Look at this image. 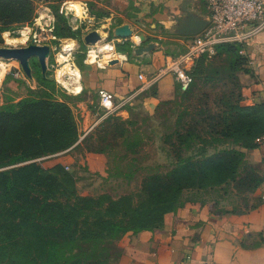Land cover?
Returning <instances> with one entry per match:
<instances>
[{
	"label": "rangeland",
	"instance_id": "rangeland-1",
	"mask_svg": "<svg viewBox=\"0 0 264 264\" xmlns=\"http://www.w3.org/2000/svg\"><path fill=\"white\" fill-rule=\"evenodd\" d=\"M66 1L33 0L35 16L32 21L4 30L0 40V46H21L33 41L48 43L51 47L46 57L47 67L42 73H46L56 82V90L52 95L54 93L53 96L69 104L77 125L78 138L66 148L44 153L34 159L42 168L55 173L62 182L61 197L65 190L73 188L80 194L96 196L105 192L113 198L125 196L127 200H122L120 205L126 206L131 201L133 207L131 210L135 213L124 216L122 220L131 223L135 221L137 224L141 223L142 217H147L149 206L143 189L144 182L147 180L146 183L151 187L161 183L165 179V173L176 164L178 154L182 156L201 154L199 155L201 157L224 148H236L243 152L237 168L238 176L244 178V181H250L251 177L258 176L260 166L253 161L250 150L259 141L260 134L248 138L222 136L212 142V135L203 130L202 136L206 137L205 140L190 137L187 144L179 142L176 137V130H183L189 126L191 120L199 119L196 110L203 107L206 102L215 107V103L234 99V94L230 95V92L234 93L237 90V84L231 53L221 50L205 59L201 68L204 70L192 73L188 91L179 92L168 101L145 107L142 101L144 95H141L135 101L132 98L114 100V106L111 108L99 106L95 100L86 108H80L77 105L79 94L71 91L73 88L64 84V80L70 76L75 64L81 67V63H84L88 47L83 38L78 41L70 35L61 34H69L68 25L75 30L80 29L83 37L87 24L82 14L87 13L94 17L93 24L88 26L98 28L105 36L104 39L97 41L101 45L104 40L115 37V26L122 24L126 17L135 15V0H75L67 3ZM55 11L58 13L63 11L67 19L55 20L53 14ZM54 23L56 27L54 26L53 30ZM155 34L159 36L151 32L143 36L144 40L158 42L163 46V51L171 55L183 50L185 38L189 35L183 33L182 36L176 35L160 25ZM179 36L183 38L182 41L178 39ZM133 37L135 39V35ZM122 40L121 37L119 40L114 38L115 43ZM97 42L94 44H98ZM70 43L73 48L67 50ZM114 48V51H118L117 45H114ZM129 48V54H134V48ZM114 51H110L111 53L108 51L105 56L99 52L98 62L113 63ZM60 53L67 54L68 59L60 61L58 58ZM31 58L38 62L36 56ZM87 60L91 61L89 56ZM17 66H20L17 59L0 56V69L3 73L0 79V104L14 102L26 94H34L45 89V85L37 80L32 68V75L28 76L23 70L15 74ZM87 111L90 114L86 113ZM203 126L204 124H201L199 128L202 130ZM23 162L25 161L0 168ZM154 175H159V179L149 178ZM246 189L245 185L237 184V181L213 187L184 189L180 193L178 204L171 210L161 212L159 220L156 221H160L162 226L167 213L176 211L187 201H213L220 207L242 205L245 198L251 203L255 202L252 192ZM79 244L80 248L77 247L74 252L79 254L82 264L95 259L102 260L107 256L112 261L118 251L114 239L92 237L80 241Z\"/></svg>",
	"mask_w": 264,
	"mask_h": 264
},
{
	"label": "trees",
	"instance_id": "trees-1",
	"mask_svg": "<svg viewBox=\"0 0 264 264\" xmlns=\"http://www.w3.org/2000/svg\"><path fill=\"white\" fill-rule=\"evenodd\" d=\"M74 1L67 0L66 3ZM53 14L55 20L67 19L63 11ZM34 16L33 0H0V40L4 30L30 22ZM54 26L55 23L53 30ZM67 27L69 34L61 36L70 35L78 41L82 40L80 29ZM131 44L128 38L115 43L118 51L128 53ZM240 46V42H226L219 44L215 52L225 50L233 55L234 74L239 68L246 69L247 57L240 53ZM207 58L201 55L195 60L189 70L191 76L193 72L204 70L201 68ZM30 65L45 89L26 94L14 102L0 104V167L25 161L0 168V264H82L79 254L74 252L77 247L80 248V241L92 237L115 240L127 230L157 228L161 225L160 221H156L161 212L173 209L184 189L237 181V184H243L246 190L253 192L262 179L258 173L250 181H244L237 173L243 152L236 148H224L201 157V154H178L176 164L165 173L161 183L151 187L146 180L143 189L149 206L147 217H142L141 223L123 222L124 216L135 213L131 210V201L126 206L120 205L122 200H127L125 196L113 198L105 192L96 196L80 194L73 188L65 190L61 197L62 182L34 158L70 146L78 138V129L69 104L53 96L54 93L52 95L56 90L55 80L42 73L40 64L32 58ZM235 79L237 90L230 92V95L234 94V99L215 103V107L206 102L197 109L199 119L191 120L183 130H176L179 142L187 144L190 137L205 140L203 130L212 135V142L222 136L248 138L264 134V102L243 103L236 75ZM189 87L190 82L184 89L177 83V93L186 92ZM198 124H204L202 130ZM159 177L149 176L154 179ZM252 204L254 202L245 198L242 205H232V208L245 209ZM94 263L114 264L108 256L86 264Z\"/></svg>",
	"mask_w": 264,
	"mask_h": 264
},
{
	"label": "crops",
	"instance_id": "crops-1",
	"mask_svg": "<svg viewBox=\"0 0 264 264\" xmlns=\"http://www.w3.org/2000/svg\"><path fill=\"white\" fill-rule=\"evenodd\" d=\"M207 16L205 0H135V15L121 23H128L132 28L128 39L135 35L139 40L140 36L151 32L159 36L155 34L159 25L182 36V29L189 21L202 24L207 22ZM178 39L183 40L180 36ZM152 42V49L134 51L132 55L113 50V63H99L97 57L91 55V61L86 58L81 67L75 64L64 84L72 81L78 71V85H74V81L67 84L73 88L71 91L79 94L78 107L86 108L94 100L100 104V90L111 92L113 101L128 98L135 101L144 95L145 107L174 98L177 81L171 72L162 68L170 53L164 52L158 42ZM240 44V53L247 57L246 69L235 71L241 86V101L245 104L264 102V29L247 36ZM2 75L1 71L0 79ZM250 154L259 164L262 175L251 194L254 204L234 209L220 207L213 201H187L176 211L167 213L162 226L127 230L116 238L118 251L113 263L264 264V134L259 136Z\"/></svg>",
	"mask_w": 264,
	"mask_h": 264
},
{
	"label": "built area",
	"instance_id": "built-area-1",
	"mask_svg": "<svg viewBox=\"0 0 264 264\" xmlns=\"http://www.w3.org/2000/svg\"><path fill=\"white\" fill-rule=\"evenodd\" d=\"M205 2L208 9L207 23L199 31L190 34L184 41L183 50L176 55H168L162 65L164 70L174 75L181 89L188 86L192 78L189 70L199 56L211 57L219 44L241 42L247 36L264 29V0H205ZM82 18L86 21L85 32H87L91 29L88 25L93 24L94 17L85 13L82 14ZM114 38L120 39L116 36L112 37L104 40L101 45L94 44V48L98 53L102 52L103 45L111 42L115 49ZM131 41L132 46L139 42L136 38H132ZM92 45L87 44L88 50ZM14 72L15 74L22 72L21 66H17ZM139 76L141 77L142 74L139 73ZM99 97L100 105L105 108L114 106L111 92L100 90Z\"/></svg>",
	"mask_w": 264,
	"mask_h": 264
},
{
	"label": "water",
	"instance_id": "water-1",
	"mask_svg": "<svg viewBox=\"0 0 264 264\" xmlns=\"http://www.w3.org/2000/svg\"><path fill=\"white\" fill-rule=\"evenodd\" d=\"M207 22L199 24L197 21H189L182 29L183 34H192L199 31ZM132 28L128 23H122L114 28V35L121 38H129L132 35ZM83 40L87 44H94L101 40V34L98 29L91 28L83 35ZM104 39V38H103ZM144 40L143 36H140L139 42ZM153 42L149 41L143 45L134 46V51L141 52L147 51L153 48ZM51 47L48 43H36L31 41L27 45L13 46V45H3L0 46V56L4 58H14L19 61L21 69L28 75L31 76V65L29 62L30 57L36 56L40 64L42 72L45 71L47 67L46 57L50 51Z\"/></svg>",
	"mask_w": 264,
	"mask_h": 264
},
{
	"label": "bare ground",
	"instance_id": "bare-ground-1",
	"mask_svg": "<svg viewBox=\"0 0 264 264\" xmlns=\"http://www.w3.org/2000/svg\"><path fill=\"white\" fill-rule=\"evenodd\" d=\"M98 31L100 32V34H101V38L103 39V38H105V36H104V34L98 29ZM137 40V39H136ZM71 42V41H70ZM97 43H99V42H97ZM74 44V43H73ZM108 45H110V48H108ZM74 46V45H73ZM70 47H72V44L70 43V44H68V46H67V48H70ZM92 50V51H91ZM114 49H113V46L111 45V42H107L106 44H104L103 45V51L101 52V54L100 55H105V53H107L108 51L110 52V51H113ZM90 51H91V53H90ZM90 53V54H89ZM92 55V57H94V58H96L97 56H98V52L96 51V49L94 48V45H92V47L88 50V56H91ZM58 58H59V60L60 61H64V60H66V59H68L67 58V54H64V53H60L59 55H58ZM74 74V73H73ZM68 79V78H67ZM79 80V73H78V71L77 72H75V74H74V76L72 77V81H74L75 83H74V85H78V84H76L77 83V81ZM71 80L70 81H65V83H66V85L68 84V83H71L72 82ZM77 89V88H76Z\"/></svg>",
	"mask_w": 264,
	"mask_h": 264
}]
</instances>
